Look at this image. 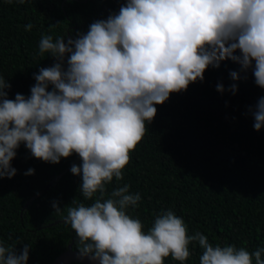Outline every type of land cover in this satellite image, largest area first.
<instances>
[{
  "label": "clouds",
  "instance_id": "1",
  "mask_svg": "<svg viewBox=\"0 0 264 264\" xmlns=\"http://www.w3.org/2000/svg\"><path fill=\"white\" fill-rule=\"evenodd\" d=\"M31 28L29 23L25 31ZM38 49L54 63L34 74L29 96L9 99L11 86L0 77V180L15 176L11 162L21 144L50 164L77 155L81 162L70 172L81 177L83 199H95L90 205L75 199L63 210L56 202L52 207L75 232L81 258L95 264H164L171 256L183 264L189 245L198 243L199 264H264V248L213 246L200 232L188 235L183 218L171 210L161 211L145 232L139 219L126 214L141 200L128 184L105 198L106 185L123 180L129 154L156 106L203 82L209 67L231 60L241 71L251 70L264 90V0H125L118 13L94 21L86 33L67 39L41 35ZM229 75L234 82L240 78L236 71ZM216 91L224 93L223 84ZM227 91L235 94L237 84ZM249 112L259 132L264 96ZM29 250L26 244L17 254L0 242V264H27Z\"/></svg>",
  "mask_w": 264,
  "mask_h": 264
},
{
  "label": "trees",
  "instance_id": "2",
  "mask_svg": "<svg viewBox=\"0 0 264 264\" xmlns=\"http://www.w3.org/2000/svg\"><path fill=\"white\" fill-rule=\"evenodd\" d=\"M124 2L0 0V77L11 86L8 98L17 93L29 96L34 74L54 63L50 55L39 54L41 35L67 39L86 33L94 21L118 13ZM29 23L32 28L25 31ZM232 71L239 73L235 82L229 75ZM203 75V82L190 84L156 106L154 119L146 122L142 140L129 154L123 180L114 178L106 185L105 198L128 184L141 200L126 214L139 219L145 232L161 211L171 210L183 218L188 235L200 232L213 246L234 245L253 252L264 248V128L253 129L249 108L264 96V90L255 85L251 70L241 71L231 60L209 67ZM218 83L225 88L222 94L216 91ZM233 83L235 94L227 91ZM80 162L73 154L59 164L45 163L21 144L11 162L15 176L0 180V242L17 254L28 244L27 264H49L72 240V249L78 251L71 227L63 221L53 223L62 217L52 204L63 210L75 199L93 203L95 197L84 200L79 193L81 177L70 172ZM29 169L34 174L26 175ZM189 251L183 264H199L198 243L190 244ZM164 264L180 262L169 256Z\"/></svg>",
  "mask_w": 264,
  "mask_h": 264
},
{
  "label": "water",
  "instance_id": "3",
  "mask_svg": "<svg viewBox=\"0 0 264 264\" xmlns=\"http://www.w3.org/2000/svg\"><path fill=\"white\" fill-rule=\"evenodd\" d=\"M59 175L60 174H58L56 177H59ZM48 186H49V183L46 184L43 189L47 188ZM42 191L43 190L39 191V193H41ZM37 194L31 196L29 200L35 197ZM62 221L63 220L60 219V220L54 221L53 223L62 222ZM72 242L73 240L67 245V248L61 253H59L49 264H68L70 262H79L83 264H95V262L91 261L87 257L81 258L79 255V252L72 249L71 247Z\"/></svg>",
  "mask_w": 264,
  "mask_h": 264
}]
</instances>
